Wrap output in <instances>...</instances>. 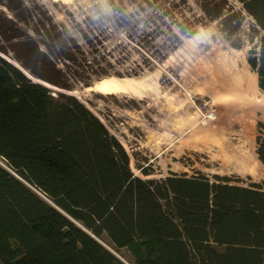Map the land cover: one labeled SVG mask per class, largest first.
Wrapping results in <instances>:
<instances>
[{
    "label": "trees",
    "instance_id": "1",
    "mask_svg": "<svg viewBox=\"0 0 264 264\" xmlns=\"http://www.w3.org/2000/svg\"><path fill=\"white\" fill-rule=\"evenodd\" d=\"M236 1L259 40L248 64L264 93V0ZM206 2L210 19L240 26L226 2ZM81 39L41 3L0 0V264H264V181L138 177L101 119L50 87L89 86L110 64L94 30Z\"/></svg>",
    "mask_w": 264,
    "mask_h": 264
},
{
    "label": "rangeland",
    "instance_id": "2",
    "mask_svg": "<svg viewBox=\"0 0 264 264\" xmlns=\"http://www.w3.org/2000/svg\"><path fill=\"white\" fill-rule=\"evenodd\" d=\"M28 1L45 5L76 39L82 41L81 31L94 30L104 42L110 64L103 61L95 68L89 86L78 82L71 91L49 86L74 95L101 119L126 149L136 176L202 173L212 180L227 176L241 186L264 181V164L257 155V139L264 138L259 126L264 124V105L252 115L250 126L241 123L216 83L221 81L217 54L231 50L241 51L254 73L248 56L258 50L259 40L252 19L236 0L221 1L241 16L240 26L233 16V21L210 19L203 10L210 0ZM121 11L132 16L130 24L114 22ZM130 34L136 38H128ZM105 71L108 76L96 78ZM109 78L135 79L139 88L134 95L99 92L95 85ZM258 93L264 96L259 86ZM250 156L260 170L250 164ZM123 255L130 259L128 252Z\"/></svg>",
    "mask_w": 264,
    "mask_h": 264
},
{
    "label": "bare ground",
    "instance_id": "3",
    "mask_svg": "<svg viewBox=\"0 0 264 264\" xmlns=\"http://www.w3.org/2000/svg\"><path fill=\"white\" fill-rule=\"evenodd\" d=\"M217 57L216 68H218L220 72L219 75H221V81L220 79H216V83L226 92L228 97L230 96V99L225 97L229 100L227 105L228 107L235 109V114H238L236 116L238 121L241 123L247 122L248 126H250V118L264 105V96L260 97L258 93L257 74L254 72L253 75L248 69L249 67L247 68L246 61L243 58L241 51L238 52L231 50L226 53L217 54ZM206 72L207 70H204V74ZM205 75L207 76V74ZM136 86L137 80L135 79L109 78L96 84L95 88L103 93H133L134 95L135 90L139 88H136ZM246 158L247 157L244 158V161L247 160ZM249 162L251 165H254L257 170H260L259 165H257L256 162L255 165L251 156Z\"/></svg>",
    "mask_w": 264,
    "mask_h": 264
}]
</instances>
